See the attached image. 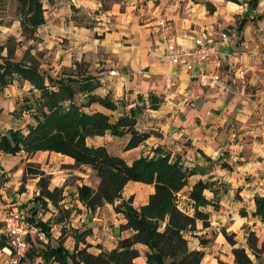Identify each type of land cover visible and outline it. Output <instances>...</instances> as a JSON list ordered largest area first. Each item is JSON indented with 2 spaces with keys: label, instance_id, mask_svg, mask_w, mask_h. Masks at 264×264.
Listing matches in <instances>:
<instances>
[{
  "label": "crops",
  "instance_id": "obj_1",
  "mask_svg": "<svg viewBox=\"0 0 264 264\" xmlns=\"http://www.w3.org/2000/svg\"><path fill=\"white\" fill-rule=\"evenodd\" d=\"M105 1L59 0L49 15L45 11L46 22L37 29L44 45L31 49L34 56H43V60L38 58L40 67L53 75L73 71L98 78L99 86L92 94L108 98L113 107L86 104L87 94H79L77 102L84 111L105 114L111 125L121 117L133 121L137 136L133 146H127L133 135L124 124L118 127L120 135L107 129L103 134L87 136L86 144L104 147L129 165L141 157L167 156L169 162L185 170V183L174 193V204L187 216L193 217L195 211L202 214L183 232L188 248L202 252L199 264H221L223 258L236 264L235 247H243L256 262L248 243L250 233L256 237L259 259L264 262V223L255 215V198L264 197V0H257L254 7L248 0H109L107 6ZM72 5L79 12H96L91 17L94 21L76 19ZM221 29L230 35L225 49L247 47L257 53L243 80L217 86L207 74L210 65L189 72L183 63L163 58L168 42L186 47H193L197 38L216 42ZM61 38L67 40L66 45L58 44ZM31 88L28 81L14 79L0 94L2 113L15 110ZM9 117L14 118L12 114ZM9 128L15 127L0 121L1 131ZM28 162L49 175V191L60 189L56 203L39 196L40 176L25 173ZM61 164L66 167L60 168ZM73 165L72 157L53 151L31 155L0 151V236L4 234L6 213L14 209L24 213L30 210L35 222L49 228L50 243L56 245L61 237L69 253L85 249L98 255L130 237L133 231L121 227L126 219L115 210L118 201L94 209L81 201L78 188L83 184L95 188L100 179L96 175L89 178L93 172L89 166L81 165L86 170L78 172L71 168ZM71 174L82 178L76 180L73 199L68 195L69 185L63 183ZM52 179L58 181L53 183ZM197 182L205 184L204 205H197L190 195ZM154 190L153 183L130 180L121 196H131V205L139 209ZM45 210L76 216L51 223ZM223 230L232 235L234 245ZM32 243L39 246L34 236L28 240V249ZM135 247L139 255L133 262L148 264L147 246L137 243ZM36 251L21 264H58L53 259L45 261ZM0 264H12L10 244L0 247Z\"/></svg>",
  "mask_w": 264,
  "mask_h": 264
},
{
  "label": "trees",
  "instance_id": "obj_2",
  "mask_svg": "<svg viewBox=\"0 0 264 264\" xmlns=\"http://www.w3.org/2000/svg\"><path fill=\"white\" fill-rule=\"evenodd\" d=\"M6 1L0 0V4H5ZM13 1L22 40H37V29L46 22L43 0ZM47 1L53 4L59 0ZM256 1L247 2L249 6L254 7ZM71 8L78 9L73 5ZM243 22L244 20L239 22V30ZM13 40L14 37L9 36L4 44H0V94L14 79L28 81L32 86L30 95L22 97L17 109L22 113L28 112L33 118V123L25 121L26 132L20 128H9L4 132L0 130V151L12 155L20 151L26 152L27 155L37 151H53L72 157L76 166H89L100 180L95 188L86 184L78 188L81 201L90 209L105 202L114 204L118 201L115 210L121 212L126 219V223L121 227L133 231L130 237L120 239L118 245L109 252L92 255L85 249H80L69 253L62 246L61 237L56 245H52L49 228L37 221L35 223L46 231L48 240H38L39 246L32 243V247L27 250L21 261L32 256L37 250L45 261L53 259L58 264H79V261L84 264H135L133 260L139 255L135 245L141 243L148 248L145 254L148 264H199L202 252L188 248L183 232L194 225V217L202 214L195 211L193 217L187 216L174 204V193L185 183V170L176 162H169L167 156L141 157L129 165L121 157L109 154L104 147L88 146L85 142L87 136L103 134L107 129L120 135L122 131L118 130V127L121 124L128 125L132 131L133 136L127 146H133L137 142L136 133L132 130L133 121L128 117H121L117 123L111 125L105 114L84 111L82 104L77 102L79 94H87L86 104L98 102L108 108L113 107L108 98L92 94L99 86L98 78L95 75L73 71L53 75L40 67L36 56L30 55L33 48L30 44L24 51V57L15 59V47L10 45ZM3 49L6 50L5 55L1 54ZM141 137L143 136H139ZM25 173L40 176L39 196L48 197L53 203L57 202L61 191L58 188L48 190L49 175H45L39 166L30 162L25 166ZM130 180L154 184L155 190L148 203L139 209L131 205V196L127 199L121 196L124 185ZM204 187V183L197 182L190 194L197 205L207 203L202 195ZM42 202L44 204L43 199ZM255 203V215L264 223V197L257 196ZM28 219L35 221L33 217ZM223 234L229 243L235 244L232 235L224 230ZM8 242L7 235L2 234L0 247L10 244ZM248 243L255 254L256 262L250 259L243 247H235L232 252L236 264H264L263 260L259 259L254 234H249ZM262 249L263 245L259 251Z\"/></svg>",
  "mask_w": 264,
  "mask_h": 264
},
{
  "label": "built area",
  "instance_id": "obj_3",
  "mask_svg": "<svg viewBox=\"0 0 264 264\" xmlns=\"http://www.w3.org/2000/svg\"><path fill=\"white\" fill-rule=\"evenodd\" d=\"M229 43V33L221 29L220 38L216 42L197 38L193 47L168 42L167 54L163 58L171 63H183L189 72L197 66L210 65L211 69L207 74L217 86L224 85L226 81L237 83L251 70L257 53L247 47L225 49ZM110 74H115V71H110ZM28 218L24 212L14 209L9 210L4 217V234L11 245L12 264H21V259L28 250L29 236H34L42 242L48 240L46 231Z\"/></svg>",
  "mask_w": 264,
  "mask_h": 264
},
{
  "label": "rangeland",
  "instance_id": "obj_4",
  "mask_svg": "<svg viewBox=\"0 0 264 264\" xmlns=\"http://www.w3.org/2000/svg\"><path fill=\"white\" fill-rule=\"evenodd\" d=\"M109 3V0L105 1V5ZM43 5L46 11V15H49V13L51 11H53L54 9H56L59 6V1H55L53 4L49 3L47 0H43ZM107 6V5H106ZM101 9V8H100ZM72 11V15L75 16L76 19H79L81 21H86L85 23H89L94 21L91 17L94 16L95 13H93L92 11H90L89 13L87 12H79L78 9L73 10L71 8ZM97 15V14H96ZM7 28V29H6ZM15 33V34H14ZM18 33V34H17ZM9 36H13L14 40L10 42V45H13L15 47V51H14V58L15 59H21L22 57H24L25 53V49L26 47L30 44V45H44L43 40L40 39V37L37 38V40H22V36L20 35V27H19V21L17 16L15 15V2L13 0H7L5 2V4H0V44H4L7 40V38ZM50 39V38H49ZM62 41H60L58 44L59 45H66V39L65 38H61ZM50 40H47V43ZM46 43V44H47ZM2 55L6 54L5 49L2 50L1 52ZM34 57L33 54H30ZM37 59L40 58L41 60H43V56L42 55H37ZM30 94H28L29 96ZM18 107V106H17ZM3 108L0 107V121H2L4 124L11 126V127H15V128H20L22 129V131H26L27 130V126L25 123V121L28 120V123H33V118L29 115L28 112H23L26 113V120L24 119L23 113L20 112L17 108L15 110H13L12 112H4L2 113ZM12 114L14 118L9 117V115ZM27 115H29V117H27ZM54 160V158H53ZM76 166L73 165L71 166V168H74L75 171L81 170L83 171L85 168H83L84 166ZM66 167L65 164H61L60 168H64ZM86 170V169H85ZM57 172V171H55ZM95 175L94 172H92L89 175V178L91 179L93 176ZM77 179H82L79 176L75 175V174H71L70 176H66L63 183L64 184H68L69 188L71 190V193L68 194L70 196L71 199H73V188L74 186L77 185L76 180ZM53 183L57 182L58 179H52ZM53 208L52 206L50 207V209ZM49 219V222L53 223L54 219L56 220L57 218L60 219H64L66 218L67 221H70L73 217L76 216V213H74V216L71 218L70 214L67 213H61L58 211H52V210H45L43 212ZM26 215H28V217H30L29 215L31 214L30 210H27L25 212ZM197 230V229H196ZM38 241V240H37ZM141 249V253H144L145 251L143 250L144 248H140ZM220 262V261H219ZM221 264H231L230 262L227 261V259L223 258L222 262H220Z\"/></svg>",
  "mask_w": 264,
  "mask_h": 264
}]
</instances>
